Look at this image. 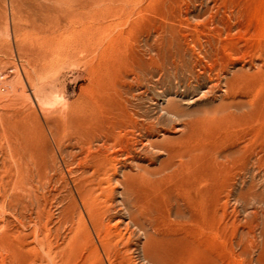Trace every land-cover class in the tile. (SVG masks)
Returning <instances> with one entry per match:
<instances>
[{
	"label": "rangeland",
	"instance_id": "rangeland-1",
	"mask_svg": "<svg viewBox=\"0 0 264 264\" xmlns=\"http://www.w3.org/2000/svg\"><path fill=\"white\" fill-rule=\"evenodd\" d=\"M24 1L0 0V88H3L0 91V110L4 105L8 106L6 110H12L14 103L15 109L31 116L30 129L44 133L45 136L40 135L36 145L39 148V169L41 173L45 172L42 173L45 186L42 191H38L40 207L35 205L33 209L25 210L23 216L9 211L4 213L0 208V226L7 221L12 231V236L7 241L9 244L2 242L0 245L3 249L6 246L5 252L0 250V264H264V0H132L128 3L126 16L120 20L111 14L117 6H114L117 4L115 0H99L102 6L107 7L105 29L101 34L94 33L87 38H84L82 31L87 30V25L90 24L83 25L68 20L72 12H80L82 9L86 11L88 3L93 0ZM152 22L158 26L157 32L160 31L157 45L160 60L154 68L157 70L159 83L155 87L151 84L148 88L143 106L152 110L157 102L163 107L166 106V101L178 102L185 115L180 120V127L184 120L194 124L192 147L199 154L211 155V160L218 157L227 163L228 169L223 176L222 185L223 189V186L227 188L222 189V202L217 215H210L206 221L195 223L178 219L170 238H184L187 243L181 244V248L172 253L163 251L165 243H162V238H165L168 230L164 226L160 228L162 230L153 231L131 225L126 231L124 226L116 228L112 222L111 226L106 225L107 227L95 232L88 210L78 195L83 176L89 175V172L85 173L86 164H73V161L68 163L67 159H63V154L48 129L52 121L58 118L57 110L64 102L94 96L97 79L98 82L101 80L112 85L124 84L134 95L140 92L131 83L134 74L129 73V66L135 63L133 57L136 54H145L144 58H149L146 45L153 43L148 29ZM70 28L76 31L77 44L72 42L73 38H69L72 35ZM47 36L62 39L58 49L56 47L51 53L46 51ZM74 49L80 51L69 58L72 60L69 65H61L54 70L46 69L51 59L70 55L69 51L74 53ZM173 56L176 57L175 64ZM175 135L171 132L165 134L166 137ZM158 140L161 141L162 138ZM1 141L0 204L8 202L14 180L9 163L3 160L5 143ZM68 150L70 154L78 151L75 148ZM235 154H240V159L228 163ZM151 156L153 157L147 158L140 155L132 168L118 166L116 172H109L110 178H113L111 182L108 184L104 181L103 187H111L104 188L109 191L104 190L107 195L104 193L100 201L111 206L112 213H116L117 218L125 216L121 214V206H118L123 186L115 179L121 181L123 174L134 175L139 172L147 179H157L161 173L159 175L156 172L164 169L168 156L163 150ZM10 203H6L8 210ZM76 206L81 210H76ZM76 213L83 215L78 219L80 216ZM75 216L78 218L74 219ZM124 219L128 220L127 217ZM83 223L89 226L84 227ZM77 228L80 233L76 238ZM163 228L166 230L163 231ZM80 229L83 234L85 232L84 236L89 230L90 234L84 237ZM132 231L135 232L133 237L130 236ZM72 237L75 240L81 237V240H77L79 243L82 238L86 242L77 245L75 241L74 244ZM12 242L13 245H10Z\"/></svg>",
	"mask_w": 264,
	"mask_h": 264
},
{
	"label": "bare ground",
	"instance_id": "bare-ground-1",
	"mask_svg": "<svg viewBox=\"0 0 264 264\" xmlns=\"http://www.w3.org/2000/svg\"><path fill=\"white\" fill-rule=\"evenodd\" d=\"M115 1L117 2V4H114V6L115 5H117V6H115L116 7L115 9L113 8V11H111V14L114 15L116 19L120 20L126 16V14L128 12V3L132 2V0H115ZM35 2H37V1H35ZM52 2H54V1H52ZM101 3L102 2L99 0H93L91 3H88L89 5H87L88 7H86L87 8L86 11H84V9H82V11H80V12L74 11L69 15V20H68L69 22H71V21L77 22V23L83 24V25L90 24L89 26L87 25V30L82 31L84 33V38H87L89 35H93L94 33L98 34L101 31H104V29H105L107 7L102 6ZM76 4H77V2H76ZM103 4H105V3H103ZM81 6H84V5H81ZM25 11H27V10H25ZM42 12H44V11H42ZM129 13H131V12H129ZM32 14H34V13H32ZM63 14H65V13H63ZM29 15H30V13H29ZM112 15H110V16H112ZM26 16H27V14H26ZM32 16L33 15H31V17ZM54 17H55V15H54ZM63 17H64V15H63ZM111 19H113V18L111 17ZM37 22H38V20H37ZM64 23H66V21ZM152 23L153 24H151V28H148V29H149V32L151 31L153 43L150 45L149 44L146 45L149 58L145 59L144 58L145 54L144 55L136 54V56L133 57L135 63H133L131 66H129L130 65L129 63H126L129 66V68L130 67L132 68V69L130 68L129 73L134 74L131 83L136 85V87L138 88L137 90H139L140 92L137 93V95H134L124 86V84H122L121 86L116 85V84L112 85V84L107 83L105 81L101 82V80H99V82H98V79H97V82H96L97 85L95 86L96 90H95V93L93 92L94 96L91 97L90 99H82L80 101L76 100L75 102H69V101L64 102L61 105V107L57 110V114H58L57 117L58 118L55 119L54 121H52L51 125L48 126L49 127L48 129H49V133H50L52 139L57 143V145L60 149L59 151L62 152L63 159H67L68 163L73 161L72 162L73 164H75L74 162H78V164H81V165L86 164L87 172H85V173L89 172L88 173L89 175L83 176V179H82L83 183H82V180L80 179L82 184L80 182L78 183V184H81L80 189L78 191V195H79V198H80L82 204L88 210V215H89L88 217H90V219L93 222L92 226L94 227V229H96L95 232H97L99 229L103 228L106 225L111 226L110 224L112 222H114V225L116 228H121L124 226L126 231L129 230L131 225L135 226V228L136 227L137 228L142 227L144 229L145 228L152 229L153 231H157L161 227L164 226V227H167L168 230L165 232V238H162V239H164L162 241V243H165V245L163 246L164 248L163 247H161V248H163V251H165V252L168 251V252L172 253L173 251L179 250L178 248H181V244L187 243L186 241H184V238L175 239L176 236L173 240H172V238H170L173 236L172 232L175 230V229H173V227H174V224H176V225L178 224V222H176V221H178V219L183 218L184 220L187 219L186 221H189V223L190 222L195 223V222H200V221L201 222L206 221L205 219L210 215H214V216L217 215V211L220 208L221 202H222L221 201L222 189H223L222 185L224 183L223 182V176L225 173L228 172V169H227V163L222 162L218 157H214V159L211 160L212 159V157H210L211 155H206V154L202 155L201 153L199 154L192 147V145H191L192 144L191 143V141H192L191 137L192 136L191 135H192V127H193L192 125H194V124L192 123V125H191L190 121H185V120L183 121L182 120L183 125L180 127V120L182 118L184 119L185 115H184V111L181 109L178 102H175L172 100L166 101L165 107H163L161 104H159L157 102V103H155V107L152 110L146 109L143 106V101L148 96V88L150 86H152L151 84H153L155 87L159 83V79H157V76H158L157 70L154 68L158 65V62L160 60V50H158L159 47H157L158 42L160 40V36H159L160 31L158 33L157 32L159 29L158 26L156 25L155 22H152ZM113 24H114V22H113ZM45 25H46V23H45ZM67 25H69V24H67ZM107 26L108 25H106V27ZM110 28H112V27H110ZM30 29H31V27H30ZM32 29H33V27H32ZM174 30L176 31V29H174ZM54 32L55 31H53V33ZM74 32L76 33L75 30L71 31V34L73 35V37L71 35V37H69V38L70 39L73 38L72 42L77 44L78 40L75 39V33ZM172 32H173V30H172ZM40 33H42V35H43V32H40ZM119 34H120V32H119ZM174 34H176V33H174ZM147 38H149V37H147ZM162 40H163V37H162ZM65 41H67V40H65ZM61 42H62V39L60 37L57 38L55 36H47L46 37V46L48 49L46 48L47 49L46 51H48V52L50 51V53H51V51H53L56 47L58 49V46L61 45ZM95 47H97V46H95ZM162 49H163V47H162ZM79 51H80L79 49L78 50L76 49L74 51V53H72V51L70 50L69 51L70 55L51 59L50 63L48 64L46 69L54 70V69H58V67L61 65H69V63H71V61H72L69 58L73 57L74 54L78 53ZM86 55H87V53H86ZM117 57H119V56H117ZM173 59H174V64H175L176 63L175 62L176 57L173 56ZM89 60L90 59H88V61ZM186 63H187V61H186ZM110 64H112V63L110 62ZM169 65H171V64H169ZM94 66H96V65H94ZM106 66H104V67H106ZM160 66H162V65H160ZM97 67H98V65H97ZM42 68H43V66H42ZM96 69H98V68H96ZM186 69L189 71L188 67ZM116 70H117V68H116ZM42 72H44V71H42ZM46 75H48V74H46ZM106 75H107V71H106ZM4 85H6V84L4 83ZM230 85H231V83H230ZM214 86H215V84H214ZM216 86H217V84H216ZM0 91H3L2 87L0 88ZM17 95H18V93H17ZM12 106L14 108L12 110H6L5 108H7L8 106L5 107V105H4V108L2 107L3 109L0 110V140H2L1 143L2 142L5 143V152H4L3 160L9 163L10 170H11L10 172H12V176L14 178L13 185H12V187H10L11 188V196L7 200L8 202H11L9 210L6 208V203H8L6 201L5 202L3 201L2 204H0L1 205L0 208L3 209L4 213L9 211V213H11V214L12 213L13 214L21 213L20 216H23L24 215L23 212L25 210H28L29 208L33 209V207L35 205H37L39 207L41 205L40 199L38 197V191H42L44 189L45 177L42 173H45V172L41 173V171L39 169V167H41V166L38 163V160L40 161V159H38L39 148L36 145V141L39 140L40 135H42L41 137H44L45 135H44V133H38L39 128H37L38 131L35 130L36 132L32 131L30 129V127L32 125L31 116H26V115H24V112L15 109L16 106L14 103H12ZM52 112H54V111H52ZM39 120H40V118H39ZM32 129H34V128H32ZM170 132L172 134H176L177 136L175 135V137H168V136L166 137L165 134L170 133ZM47 137H48V135H47ZM159 138H162V140L159 141L158 140ZM2 145L3 144H1V146ZM46 145H47V143H46ZM53 145H51V146H53ZM1 146H0V149L2 148ZM69 148H72V149L75 148L78 151H76L75 153L72 152V154H73L72 155V154H70V152L68 150ZM161 150H163L167 153L168 161H167L164 169L156 172L159 175L161 173V176L157 175V176H159L157 179H156V177L154 180L147 179L144 176V174H141L140 172L137 174H134V175L133 174L131 175L129 173L123 174L124 177H123V180H121V181H119L118 179H115L118 184L121 183V185L123 186V189H122L123 192H121L119 194L120 200L118 202V206L119 205L121 206V209H120L121 214L123 213V215L125 216L124 218L127 217L128 220L125 221L124 218H122V219L117 218L116 213H112L113 212L112 207L104 205L105 203L103 202L104 203L103 204L100 201L101 196L105 193L104 190L111 187L109 185H108L109 187H103L104 181H106L109 184L111 182V180L113 179V178H110L109 172H111L112 170L114 172H116L118 166H122V168H126V166L132 168V165L137 162L138 157H140V155H144L147 158L153 157V156H151L152 154H155L156 152H159ZM42 153L43 152L41 151V155H43ZM52 154H54V152ZM237 159H240V154L239 155L235 154L233 159L231 158L227 162L228 163L229 162L234 163V161H236ZM42 162H40V163H42ZM48 163H49V161H48ZM59 163H60V161H59ZM3 164H5V162ZM248 164H250V162ZM251 165H252V163H251ZM251 165H249V166H251ZM71 167H72V164H71ZM248 169H250V168H248ZM76 170H77V168H76ZM6 172H9V171L7 170ZM230 179H232V178H230ZM223 187L227 188V186H223ZM104 188H106V189H104ZM106 191H109V190H106ZM113 192H114V190H113ZM230 194H231V192H230ZM230 194H229V196H230ZM70 195H71V193H70ZM105 195H107V193H105ZM25 200H27L29 203L28 202L25 203ZM69 202H70V200H69ZM71 204H69V205L71 206ZM77 207H79V206H76V210L77 209L81 210V208H77ZM66 209H64L63 211H65ZM60 210L62 211V209H59V211ZM66 212L67 211H65L64 213H66ZM71 212H73V215H74L75 212L73 210ZM76 212H79V211H76ZM61 213H62V215H64L63 212H61ZM80 213L81 212H79V214ZM69 214L72 216L71 213H69ZM79 214L77 215V213H76V215L80 216V217L78 218L77 216H75L74 219L76 217L78 219H80L83 214L82 215H79ZM119 215H120V213H119ZM14 216H16V215H14ZM78 219H77V221H78ZM83 219H84V217H83ZM217 219H218L217 222L220 223L221 221L219 220V218H217ZM184 220H183V222H185ZM185 223H188V222H185ZM80 224H79V226L82 225V224L81 225ZM8 225H9L8 222L5 221V222H3L2 226H0L1 232L3 231L2 233L0 232V242H1L0 245H2V242L6 243L8 240H10V238L12 236V231H10V228L8 227ZM83 225H84V227L87 226L86 223H83ZM179 225H180V222H179ZM233 226H235V225H233ZM76 230L78 233L79 229L77 228ZM80 230L82 231V229H80ZM160 230H162V229H160ZM164 230H166V229L163 228V231ZM195 230H196V228H195ZM187 231H188V229H187ZM189 231H190V229H189ZM89 232H90V230H89ZM89 232L86 233V236L88 234H90ZM79 233L76 234L74 237L77 238ZM82 234H83V231H82ZM134 234H135V232L132 231L130 233V236L132 235V237H133V236H135ZM222 234H224V233H222ZM84 235H85V232H84L83 236ZM91 235H92V233H91ZM115 235H116V233H115ZM86 236H84V237H86ZM156 236H158V235H156ZM187 236H188V234H187ZM212 236H214V235H212ZM74 237H72L74 244H75V241H76V244L79 243V242H77V240L79 238L81 240V237H79L76 240ZM158 237H156V239ZM178 237H179V235H178ZM190 237H188V238H190ZM220 237H222V236H220ZM254 239H255V237H254ZM190 240H192V239H190ZM83 241L86 242V240H84V238H82V241L80 243H82ZM88 241H90V240H88ZM92 241L93 240H91L90 243H92ZM187 241H189V240L187 239ZM66 242H68V241H66ZM71 242H72V240H71ZM153 242H154V240H153ZM239 242H241V241H239ZM7 243L9 244V242H7ZM154 243H156V242H154ZM179 243H180V245H179ZM11 244L13 245V242L10 243V245ZM87 244H88V242H87ZM85 245H86V243H85ZM188 245H190V244H188ZM70 246H72V245H70ZM4 247L6 248V246H4ZM184 247L186 249L188 248V247H186V245ZM245 247H244V249H245ZM83 248H84V246H83ZM1 249L4 252L6 251L3 248H0V250ZM71 249H72V247H71ZM92 249H93V247H92ZM79 251H80V249H79ZM186 251H188V250H186ZM10 252L12 253V251H10ZM161 252H162V250H161ZM184 252H185V250H184ZM91 254H93V252ZM66 255H68V254H66ZM145 255H144V257H145ZM87 256H89V255H87ZM67 259H66V261H68ZM169 259H170V257H169Z\"/></svg>",
	"mask_w": 264,
	"mask_h": 264
}]
</instances>
